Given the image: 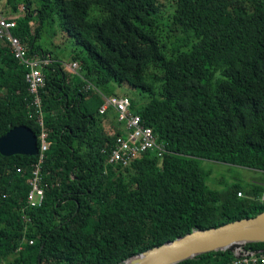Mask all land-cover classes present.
I'll list each match as a JSON object with an SVG mask.
<instances>
[{"label": "trees", "instance_id": "16d2710c", "mask_svg": "<svg viewBox=\"0 0 264 264\" xmlns=\"http://www.w3.org/2000/svg\"><path fill=\"white\" fill-rule=\"evenodd\" d=\"M0 16L15 18L13 34L31 55L52 60L40 92L45 201L27 204L38 157L0 153V264H119L264 212L254 201L264 188L212 190L201 167L264 173V0H0ZM44 29L71 40L79 74L36 45ZM26 73L0 42V138L25 126L40 142ZM115 96L131 99L163 157L108 163L128 134L113 108L100 112ZM245 249L264 254V243ZM233 260L219 251L180 264Z\"/></svg>", "mask_w": 264, "mask_h": 264}, {"label": "built area", "instance_id": "2783aa9c", "mask_svg": "<svg viewBox=\"0 0 264 264\" xmlns=\"http://www.w3.org/2000/svg\"><path fill=\"white\" fill-rule=\"evenodd\" d=\"M15 28L16 20L14 17L0 16V42L6 44L19 64L27 69L26 81L29 85L28 90L32 97L30 108L33 107L38 112L37 122L43 129L39 142V154L36 156L38 157V163L33 169V178L30 182L31 190L27 197V204L32 208H36L42 206L45 201V191L41 187L42 177H40V172L41 164L44 162L49 147L46 139L47 135L44 131L45 127L40 92L45 87L43 69L49 65L52 60L40 55H31L27 45H24V43L13 34ZM66 67L74 74L80 73V65L77 62H70L66 64ZM91 88H93V86L87 84L86 89ZM109 108H113L117 112L118 121L125 125L128 134L125 137L119 136L115 140V145L107 160L108 163L127 165L141 153L152 151L156 156L161 158L168 152L166 146L158 142V137L153 128L145 125L139 114L136 115L132 112L131 99L129 97H104V104L100 112L105 113ZM238 196L242 197L243 193L239 192ZM254 201L264 206V191H262L259 196L255 197ZM25 243L33 245L34 240L25 241ZM257 263L264 264V254L261 253L258 255L257 252L244 250L242 255L238 258L234 257V260L230 264Z\"/></svg>", "mask_w": 264, "mask_h": 264}, {"label": "water", "instance_id": "95a60500", "mask_svg": "<svg viewBox=\"0 0 264 264\" xmlns=\"http://www.w3.org/2000/svg\"><path fill=\"white\" fill-rule=\"evenodd\" d=\"M0 153L5 157H36L39 154V139L30 128L16 127L0 138ZM253 243H264V212L219 227L196 228L119 264H180L219 251H230L238 258L245 247Z\"/></svg>", "mask_w": 264, "mask_h": 264}, {"label": "rangeland", "instance_id": "374dc122", "mask_svg": "<svg viewBox=\"0 0 264 264\" xmlns=\"http://www.w3.org/2000/svg\"><path fill=\"white\" fill-rule=\"evenodd\" d=\"M53 30L59 31L57 26H55ZM50 32H52V30L44 29L40 34L36 45L45 50H49L53 57L59 58L64 65L72 62L70 58V46L72 45L71 40L63 39L61 32H59L56 36H52ZM123 88L124 87L118 88L117 92H125L126 88ZM130 94L134 95L136 92H131ZM201 167L208 174V186L212 190L220 192L226 191L234 184H240L243 187H246L254 181L264 177V173L258 170L208 160H203Z\"/></svg>", "mask_w": 264, "mask_h": 264}, {"label": "crops", "instance_id": "0c3cea01", "mask_svg": "<svg viewBox=\"0 0 264 264\" xmlns=\"http://www.w3.org/2000/svg\"><path fill=\"white\" fill-rule=\"evenodd\" d=\"M252 184H257L260 187H263L264 188V177L262 179H258L256 181H254Z\"/></svg>", "mask_w": 264, "mask_h": 264}, {"label": "bare ground", "instance_id": "6f19581e", "mask_svg": "<svg viewBox=\"0 0 264 264\" xmlns=\"http://www.w3.org/2000/svg\"><path fill=\"white\" fill-rule=\"evenodd\" d=\"M240 253V252H239Z\"/></svg>", "mask_w": 264, "mask_h": 264}]
</instances>
